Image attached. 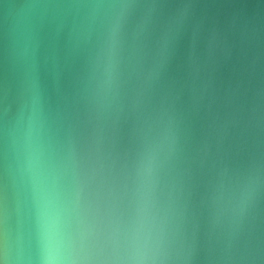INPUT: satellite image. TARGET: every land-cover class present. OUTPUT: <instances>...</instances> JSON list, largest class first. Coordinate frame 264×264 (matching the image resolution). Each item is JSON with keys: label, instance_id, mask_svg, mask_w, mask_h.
<instances>
[{"label": "clouds", "instance_id": "9594fccd", "mask_svg": "<svg viewBox=\"0 0 264 264\" xmlns=\"http://www.w3.org/2000/svg\"><path fill=\"white\" fill-rule=\"evenodd\" d=\"M200 7L0 0V264H264V25L177 87Z\"/></svg>", "mask_w": 264, "mask_h": 264}, {"label": "water", "instance_id": "95a60500", "mask_svg": "<svg viewBox=\"0 0 264 264\" xmlns=\"http://www.w3.org/2000/svg\"><path fill=\"white\" fill-rule=\"evenodd\" d=\"M200 18L180 40L169 71L170 80L179 87L191 83L196 69H204L212 75L217 87H221L220 62L208 61V53L215 52L218 35L226 27V18L247 17L253 25H264V0H198ZM215 69V71H213Z\"/></svg>", "mask_w": 264, "mask_h": 264}]
</instances>
